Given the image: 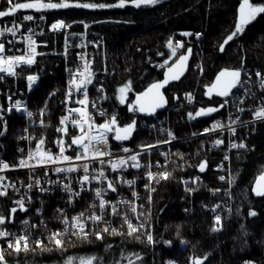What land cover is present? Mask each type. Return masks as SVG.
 Returning a JSON list of instances; mask_svg holds the SVG:
<instances>
[{"label": "trees", "instance_id": "trees-1", "mask_svg": "<svg viewBox=\"0 0 264 264\" xmlns=\"http://www.w3.org/2000/svg\"><path fill=\"white\" fill-rule=\"evenodd\" d=\"M79 2L111 5L118 0ZM242 3L243 0H160L158 4L141 5L139 8L127 4L123 8L23 9L15 15L0 18L2 22L28 10L41 12L47 21L60 18L70 25L62 33L44 34L48 42L44 54L37 57L33 66L21 68L16 80H9L11 85H21L25 75L38 76V82L29 97V107L31 110L43 109L47 114L43 126L50 128L41 126L31 130L32 134H38L37 138L44 131L53 135L57 120L63 115L66 57L55 55L52 51L54 47L64 48L66 42L83 35L99 41L93 72L96 77L102 76L104 79L101 83L104 96L101 108L105 115L102 118L110 120L115 115L120 127L136 122L132 136L122 142L136 147L152 144L154 134H158L162 141L170 140L168 132L175 137L171 139L174 142L160 148L166 152L165 157L158 154V149L154 152L158 164L153 168V173L171 174L168 179H159L158 183L151 181V188L155 191L150 193L145 187L150 182L143 177L141 170L128 169L124 174L126 177H141L136 180L135 186L140 194L138 204L143 207L137 210V214L132 213L133 224L143 222L145 228L141 232L150 231L154 243H148L145 235H141L139 240L127 236V225L122 218L114 216L109 217L111 226L124 235L105 233L102 240H97L91 233L103 228V223H100L85 230L90 233L88 240L76 235L63 238L62 249H58L49 238L38 241L41 247L50 251H42L36 241L28 244V251L16 253L5 248L7 264H65L69 257L74 258V264L79 262L80 257H97L93 264H116L117 261L119 264H128L129 259L134 264H192L193 258L200 259L202 264H264V197L252 191L256 177L264 171V121L241 128L238 139L244 140L245 148L229 153L226 137L219 147L212 145L213 138L207 135L180 140L199 132L209 120L226 115L223 99L229 95L216 97L209 91L210 83L218 71L240 69L241 77L257 71L264 77V13L256 14L254 19L244 25V30L224 45L223 51L220 48L226 37L235 30ZM249 3L264 6V0H249ZM9 6L5 0L0 1V10H7ZM84 24L88 27L85 28ZM197 34L201 35V39L196 38ZM174 38L182 41V53L191 49L189 68L179 81L165 87L166 111L152 117H142L136 111H130L128 104L142 90L161 80L164 69L157 68L155 63L168 56L164 45ZM193 48L196 49V55ZM69 49L67 58L72 55ZM196 56L200 60L197 65L193 64ZM126 84L130 85V90H125V102L121 104L118 90ZM238 86L232 93L238 90ZM192 90L196 91L194 103L185 104L180 94ZM208 108L219 110L195 116L201 109ZM189 113L195 118H189ZM251 114L248 112L245 117L249 118ZM158 118H166L162 126L170 125L168 132L141 129L142 122ZM22 125L23 119L15 114L8 120L6 147L10 154L19 143ZM114 135V131L110 132V140L113 148H116L120 141L115 140ZM225 154H229L231 171L227 180L234 179L231 185L227 180L217 179L215 166ZM202 162H206L203 172L199 170ZM198 177L202 180H198ZM217 186L228 189L230 199H226L225 192L215 194ZM186 188L193 191H186ZM53 199L55 197L45 198L47 209ZM217 200L218 205L228 201L231 205L228 209L222 207L223 217L218 224L212 220V205ZM250 212L256 214L250 215ZM113 220L116 225L112 224ZM214 227L219 230L213 231ZM134 254H138L141 259L137 260Z\"/></svg>", "mask_w": 264, "mask_h": 264}, {"label": "built area", "instance_id": "built-area-1", "mask_svg": "<svg viewBox=\"0 0 264 264\" xmlns=\"http://www.w3.org/2000/svg\"><path fill=\"white\" fill-rule=\"evenodd\" d=\"M31 15L33 20H24V16ZM43 17V19H41ZM56 21H63L61 19H54L52 21H47V17L43 15L41 12L35 13L32 11L25 10L17 16H13L11 18H6L2 22H0V28L2 27H13V22L20 24V28L16 31L15 36L11 33H5L3 36H0V42L4 44L5 51L2 55L7 56H21L27 55L30 51L29 43H32V47L35 49L34 61L40 55L44 54V47L48 45V42L44 38V34L52 33L58 34L66 31L69 27L61 29L60 31H52L51 25ZM68 25V24H67ZM31 29L32 31H29ZM28 37H31V41L28 40ZM197 39H201V35L196 36ZM99 44V41L95 38H88L85 35L79 36L74 41H69L65 43L64 48L59 49V47H54L52 53L55 55H63L66 57V66L64 69L65 75V86L63 92V115L60 116L57 120V124L54 128V133L49 134L44 131L43 135H39L37 138L35 134H32L30 131L34 129H39L41 126V121L44 123V117L47 115L46 113H42L41 110H31L29 107V97L33 92L36 83L32 86L31 90L28 88V80L27 77L29 75L35 74H27L24 77V81L21 85L15 83L11 85L9 83L10 79L16 80L17 74L21 72V68L30 67L35 64V62L31 65L21 64L18 67H15L13 70L15 71V75H8L4 72H0V131H3L4 134L0 135V161L3 163H7L10 167L8 169H4L0 171V176L5 177L3 181H0V185H14V188L7 187V195L0 196V214H2L6 218V223L4 225H0V229L8 231L14 235L9 236L7 238H0V248H8V241L12 240L13 242L19 236L27 235L28 240L38 241V239L45 238L46 235H50L53 232H59L60 225L64 216L69 218L73 216L79 215L81 212H85L86 216L90 215L92 212L100 213L99 209V200L95 197V189L104 188L107 191L103 194V198L111 203H116L117 201L123 200L128 201L130 203H134L137 206V210L140 208L138 204V199L140 198V194L136 189L135 182L138 181L139 176L134 177H126L124 174L128 172L127 170L133 169L134 171H139L143 175L144 178L148 179L147 173L152 172L153 168L157 167L158 159L155 158L152 162H148L147 160L138 159L141 167L134 168L130 165L132 161H127V165L123 168L118 169L117 171H113L110 166V161H116L119 158H127L131 154L141 153L142 149H136L137 147H133L127 143H123L120 141L116 148H113V143L110 140V132L107 133V148L106 150L110 153H113L109 156H104L100 159L104 161L103 164L99 162V160H75L77 151H82V149H78L75 145H72L71 148H68L65 151V155L73 157L71 161H61L56 164L48 163L47 165L37 166L39 163V158L42 153L50 152L53 155H57L60 152V147L57 145L58 139H63L65 141V145H71L72 138L74 136L81 135V128L79 125L73 126L72 120L79 119L77 113L72 112L70 115V119L65 122L64 125L60 123L61 118L64 116H69L70 109L82 108L84 111L90 113L92 122L95 125H99L104 123V119L99 114L100 111H103L101 108L102 103L104 102V96L102 91H98L97 89H102V84L104 79L102 76L96 77L93 72V62L96 58V48ZM178 44H182L178 38H174L172 46L175 48V53H182L183 47H179ZM70 48V49H69ZM67 49L72 51L71 57L67 58ZM173 50V48L171 49ZM175 54V55H176ZM89 63V70L92 73L91 80L92 83L87 85V106H82L75 101L77 99H84L83 91L76 92L75 87H71L72 95L69 99L67 97V93L70 90L69 81L72 78V74L78 71H82L84 64ZM157 68L166 69L169 65V62L165 63V61H159L155 63ZM257 73V72H256ZM256 73L253 75L249 73L241 78V82L239 83L238 90L234 93L230 94L224 105L226 107V115L223 117L216 118L208 123L205 129H210L208 132H202V134L191 135L180 140L196 137V136H212L216 135L213 138L212 145H215L216 140H221L222 143L220 145H215L219 147L223 145L225 137L228 140L227 151L244 149L240 147H231L232 144L239 145L240 143L244 144L243 139H238L241 134H238L243 127H248V125L254 124L256 122L264 121V119H255L254 112L259 108H264V88L261 87V77H258ZM249 76V77H248ZM38 77V76H37ZM245 77V78H244ZM77 79L79 77L77 76ZM183 102L185 104L194 103V97L192 92H184L183 94ZM189 96L191 99H189ZM11 97V99H9ZM16 101L21 102V111H17L13 105ZM249 103L246 106V103ZM95 104L96 107L93 108L92 104ZM27 109L24 111L23 109ZM11 109V111H9ZM239 109H243L240 111ZM30 111L33 113L31 117L27 115V112ZM248 112H252L251 117H245ZM17 115L23 119V125L19 130V140L18 144L13 148V153L7 152L6 142L8 135V120L13 115ZM245 117V118H244ZM166 120V118H165ZM164 119L159 120L156 119L154 121L142 122L141 129H147L150 132L156 133H164L165 130L169 131L168 125L162 126L165 122ZM233 121H236L233 123ZM219 122L223 127H217L215 130H212V126ZM160 126V127H159ZM44 129L50 128V126H43ZM57 128H67V135L64 132H58ZM84 131H88V124H83ZM6 129V130H5ZM230 129H235L233 133ZM92 135L97 134V130L93 129ZM52 135V136H51ZM155 137H160L158 134H154ZM36 137V138H35ZM231 137L233 139H231ZM43 139L45 143L41 145L39 151L36 149L37 143ZM169 141V140H166ZM174 141L168 142L167 144L160 140H156V149H158V154L161 157L166 156V152L162 149V146L169 145ZM154 144V142L152 143ZM151 145V144H150ZM245 145V144H244ZM104 148V146H99ZM123 148L130 149L129 153H125L122 151ZM112 149H116L112 151ZM121 149V150H120ZM150 151L149 149H147ZM33 153V159L29 160V152ZM145 153V152H144ZM143 154V153H142ZM114 157V158H112ZM227 157V159L225 158ZM112 158V159H111ZM21 159L28 160L29 165L31 167H19V162ZM230 159L229 154H225L223 159L216 164V170L218 172L217 179L219 177L224 176L225 180H227L228 175L226 173L230 172ZM89 164V175H98L99 170L103 169L106 180H91L90 183H86L83 187L85 190L81 191L80 179L85 175L83 171V164ZM75 165L77 167V171L74 172H55L56 167L60 168H68ZM2 168V165H0ZM147 168H152L149 171H146ZM141 170V171H140ZM112 172V173H111ZM47 173V175H45ZM112 174V176H111ZM198 180H202L201 177L197 178ZM196 179V180H197ZM40 180L41 183L39 185H35L34 181ZM112 181L115 185L117 191L113 192L108 189V181ZM224 180V181H225ZM126 181H134L133 184L129 185ZM33 184L32 188H29L28 185ZM64 184H68L69 187L73 190V192H79V196H73L70 192L64 191ZM124 188L126 190H124ZM41 189H47V191H41ZM225 195L228 192V189H221L219 193L215 194H223ZM133 192L136 193V196H133ZM83 196L89 197L90 200L87 201L83 198ZM48 197L53 199V202L50 201L49 209L46 208L45 198ZM24 200V206L27 208V211H21L19 209V205L15 204L14 201ZM30 200V202H29ZM133 200V202H131ZM87 202V206H84ZM90 205H95V207H91ZM13 207L17 208V212L13 214L11 209ZM84 208V209H83ZM117 208L119 211V215L111 214V207H107L105 209V221L111 222L109 217L118 216L119 218H124L126 214L129 213V204H117ZM37 209H40V212H37ZM125 209V210H124ZM58 210H62L63 215ZM129 214L132 217V212ZM134 214V213H133ZM137 214V213H135ZM134 214V215H135ZM117 217V218H118ZM216 217V216H215ZM59 219V222L56 221ZM11 222H7V221ZM27 220L28 224L25 225L23 221ZM43 222V223H41ZM85 226L87 224H92L91 221L85 219L83 221ZM32 225H36L33 227ZM48 237V238H49ZM31 242V241H30Z\"/></svg>", "mask_w": 264, "mask_h": 264}, {"label": "snow or ice", "instance_id": "snow-or-ice-1", "mask_svg": "<svg viewBox=\"0 0 264 264\" xmlns=\"http://www.w3.org/2000/svg\"><path fill=\"white\" fill-rule=\"evenodd\" d=\"M9 3V8L7 10H0V18L9 16V15H15V13L18 10H23V9H34L36 11H40V10H46V9H66L69 7H76V8H86V9H97V8H107V7H118V8H123L125 7L127 4H131L134 7L139 8L141 5H155L160 3V0H118L117 3L115 4H96V3H82L79 2V0H59V2H53V0H48V2H43V0H33V2H19V0H8ZM258 13H264V6H254L252 4L249 3V0H243V3L241 4L240 7V16L236 22L235 25V30L231 32V34H229L226 39L224 40V43L220 46L221 51L224 50V45L228 44L229 41H232L234 39L235 36H237L239 33H241L244 30V25H246L247 23L250 22L251 19L255 18V15ZM34 18L31 15H26L24 16V20H33ZM41 19H43V17H41ZM83 23V22H81ZM20 24H17L15 22H13V27H2L0 28V36H3L5 33H11L13 36H15L16 31L20 28ZM66 27H70V25H67L64 21H56L55 23H53L51 25V30L52 31H60L61 29H64ZM84 27L87 28L88 25L84 24ZM29 31H32L31 29H29ZM184 35H189L188 33H184ZM199 35V34H197ZM28 40L31 41V37H28ZM34 43V42H32ZM32 43H29V53L27 55H21V56H7L5 57L4 55H2L5 51V47L4 44L2 42H0V72H4L8 75H15V71L13 70L15 67L20 66L21 64H27V65H31L33 64L34 61V55H35V49L32 47ZM172 46V41L169 40V47ZM179 47H183L182 44H178ZM188 52H191V49L188 50ZM175 48H173L172 50V55H175ZM188 59V56L186 55H182L179 58V63L182 65L183 62H185ZM165 63H167V61H165ZM256 75L258 77H261V87L264 88V77L261 76V73L257 72ZM77 76L79 77V79H77ZM91 76L92 73L89 70V63L86 62L84 64L83 70L82 71H78L76 73L72 74V78L69 81V85H70V90L67 93V97L70 99L71 95H72V91H71V87L74 86L76 92H81L83 91L84 94V99H77L75 101V103L82 105V106H87V85L92 83L91 80ZM224 76H230L232 79L229 81L225 82L224 87L222 88V90L219 92V95L221 96H228L230 94V91L232 88H235L241 81V70L237 69V70H233V71H222L219 76L217 77V80H220V77H224ZM179 76H173V79H178ZM0 79H2V77H0ZM38 77L34 76V75H29L27 77L28 80V88L29 90H31L32 86L36 83ZM167 74H166V79L164 81V83H167ZM161 87H163L162 83H155L151 86V88L149 89V91H152V89H160ZM126 89L130 90V85L126 84L125 86L119 88V92L121 94H123L125 92ZM98 91H102V89H97ZM51 95H54L51 94ZM144 95H147V93H145ZM9 99H11V97H9ZM119 101L121 104H123L125 102V97L123 95L118 97ZM139 99V97H138ZM189 99H191V97L189 96ZM224 105H221L220 107H223ZM13 107L17 110V111H21V102L20 101H16L15 104L13 105ZM92 107L95 108L96 105L93 103ZM158 107H163V96L158 94V98L151 104L150 109H146L143 105L139 106V111L140 112H145L146 110L151 112H154L156 108ZM24 111H27V109H23ZM129 110L130 111H137V108L132 107L131 105H129ZM218 108H208V109H201L200 111H198L195 116H201V115H208L211 114L212 112L218 111ZM240 111H243V109H239ZM9 111H11V109H9ZM43 109L41 110V112L43 113ZM72 112H75L78 114L79 119H73L71 122L73 124V126H77L79 125L81 128V135L79 136H74L72 138L71 141V145H65V141L63 139H58L57 140V145L60 147V152L57 155H53L50 152H44L41 154L40 158H39V163L37 166H43V165H47L49 162L52 164H56L59 163L61 161H71L73 159V157L67 156L65 155V151L68 148H71L72 145H75L78 149H82V151H77L76 156L74 157L75 160H87V159H92V160H99V162L101 164L104 163V161L100 158L104 157V156H109L111 155L110 152H108L106 150L107 148V133L109 132H115L114 135V139L117 141H124V140H128L131 136L133 131L135 130V125L136 122L132 121V123L124 126V127H120L118 126L117 123V119L115 117V115H113L111 117L110 120H105L104 123L99 124V125H95L94 122H92V118L90 113L84 111L82 108H76V109H70L69 110V116H64L61 118L60 123L62 125L65 124L66 121H68L70 119V115ZM101 116L105 115V112L100 111L99 113ZM27 115L29 117H31L33 115L32 112L28 111ZM189 118H195L191 113H189ZM254 118L255 119H264V108H259L257 110H255L254 112ZM0 119H2V117H0ZM236 121H233V123H235ZM87 123L88 124V131L85 132L84 128H83V124ZM41 124L43 125V121H41ZM217 127H223L222 125L219 124V122H217V124L213 125L212 130H215ZM93 129L97 130V134L96 135H92V131ZM6 130V129H5ZM233 133L235 132V129H230ZM58 132H64L65 135H67V128H57ZM205 132L210 131V129H205ZM4 132L0 131V135H3ZM168 136L171 139H174L175 137L173 136V134L171 132H168ZM169 141H164L165 143L170 142ZM45 143V141L43 139H41L37 145H36V149L37 151L40 150L41 145H43ZM222 143L221 140H216L215 141V145H220ZM99 146H104L103 150L101 147ZM156 147V145H142L141 149L142 151H146L149 148H154ZM231 147H240L243 148L245 147V145L243 143H240L239 145L236 144H232ZM123 152L125 153H129L130 149L128 148H123L122 149ZM140 156V153H135V154H131L129 155L127 158H119L116 161H110V166L112 168L113 171H117L120 168H123L127 165V161H132V164L130 165L131 167L134 168H139L141 167L139 161H138V157ZM29 160L33 159V153L30 151L29 152ZM227 159V157H225ZM0 165H2V168H0V171L4 170V169H8L10 166L7 163H3L2 161H0ZM32 165H29L28 160H24L21 159L19 162V167H31ZM83 171L85 173V175L80 179V184H81V191L85 190L84 189V185L86 183H90L91 180H97L98 182L101 180H106L107 177L104 174L103 169L99 170L98 175H89V167L90 165L85 163L83 164ZM206 167V162H202L199 165V170L201 172H203L205 170ZM77 167L75 165H73L72 167H68V168H60V167H56L55 168V172L60 173V172H74L77 171ZM45 175H47V173H45ZM170 173L168 172H162L159 174H154L152 172H148L147 176L149 179V184L146 185L145 187L149 190V192L151 193L152 191H155L154 188H151V181L155 180L157 183L159 182V179H168L170 177ZM5 179V177L0 176V181H3ZM220 180L224 181L225 177L221 176L219 177ZM261 181H264V176H262L260 178V181L257 182V187H254L252 189V191L255 193V195L257 196H262L264 197V186H261ZM234 182V179L229 178L227 180V183H229V185H231ZM41 183L40 180H35L34 184L35 185H39ZM126 183H128L129 185L133 184L134 181H126ZM185 183H187L185 181ZM7 187H12L14 188V185H0V196H6L7 195ZM29 188L33 187V184H29L28 185ZM108 189H110L111 191L115 192L117 191L115 185L113 184L112 181H108ZM63 190L70 192L73 196H79L80 193L79 192H73V190L71 189V187H69L68 184H64L63 186ZM41 191H47V189H41ZM95 191V197L99 200V209H100V213L97 214L96 212H92L90 215L85 214V212H81L79 215L77 216H73L71 218L64 216L63 220L61 221V223H63L65 225L63 231H59V232H53L49 239L52 240L56 247L58 249H62L63 245H64V236L68 233H71L72 235H76L79 238L83 239V240H88L90 233L85 231V224L83 223V221L85 219L89 220L92 222L93 225H98L100 223H104V227L100 230L94 231L93 233H91V235H95L97 240H102L104 238V234H110V235H124V233H122L120 230H118L117 228L111 227V222H106L105 221V209L107 207H111V214L112 215H119V211L117 208V204H129V210L132 213H137V206L134 203H130L128 201H117L116 203H111L107 200H105L103 198V194L107 191L104 188H97L94 190ZM186 191H193V189H187ZM219 191V190H216ZM133 196H136V193L133 192ZM30 202V200H29ZM149 202H151V195H149ZM15 204L19 205V209L21 211H27V208L24 206V200H17L14 201ZM91 207H95V205H90ZM140 207L142 208L143 205H140ZM219 207V206H217ZM215 209H213L214 211ZM61 212V215H63L62 210H58ZM11 212L13 214H15L17 212V208L13 207L11 209ZM37 212H40V209H37ZM250 215H255V212H250ZM140 215H143V213H140ZM124 223L127 225L128 228V232H127V236L129 237H134L136 240L140 239L141 235H145L147 242L148 243H154L153 240V236L151 234L150 231H145V232H141V229L145 228V224L143 222L139 223L138 225H134L132 223L131 220L128 219V217L125 215L124 216ZM215 221L218 224L220 222V217L217 216L215 217ZM7 222H11L10 220ZM6 223V218L0 214V225H4ZM23 223L25 225L28 224V221L25 220L23 221ZM43 223V222H41ZM33 227H36V225H32ZM219 229L217 228H213V231H217ZM14 234L5 231L3 229H0V238H7L9 236H12ZM165 243L170 244L171 242L169 241H165ZM181 243H186L185 241H181ZM36 245L37 247H41V243L40 241H36ZM8 249H12L14 252L19 253L20 251H28L29 250V246H28V236L27 235H23V236H19L15 239V241L13 242L12 240L8 241V245H7ZM108 247L110 248L111 245H108ZM34 250V249H33ZM42 251H50L51 249H47L44 247H41ZM136 259L139 260L141 259V257L138 254H134ZM127 259V257H125ZM73 259L72 257H69L68 260L65 262V264H73ZM97 257H80L79 258V264H93L94 260H97ZM206 259V257H205ZM0 264H7V261L5 260V249L0 248ZM116 264H119V261L116 262ZM128 264H134V261L129 259L128 260ZM169 264H172V262H169ZM192 264H202V261L200 259L197 258H193Z\"/></svg>", "mask_w": 264, "mask_h": 264}, {"label": "water", "instance_id": "water-1", "mask_svg": "<svg viewBox=\"0 0 264 264\" xmlns=\"http://www.w3.org/2000/svg\"><path fill=\"white\" fill-rule=\"evenodd\" d=\"M241 7V6H240ZM238 16H240V8L238 11ZM189 49H187L185 52H183L182 54H180L179 56H177L175 58V60L169 64V66L163 70L162 72V78L159 82L157 83H162L163 87H161L160 89H152V91H149V89L151 88V86L145 88L144 90H142L139 95L134 99L133 101V105L135 108H137V113L142 116V117H152L154 116L156 113L161 112L163 110H165L167 108V100H166V96L164 94V89L166 86H168L171 83L177 82L179 81L187 72L188 68H189V62L191 59V52H188ZM182 55H186L188 56V59L183 62V64L181 65L179 63V58ZM233 70H237V69H224V70H220L218 71L209 86V91L213 96L216 97H224L219 95V92L222 90V88L225 85L226 81L231 80L232 78L230 76H224V77H220V80H217V77L219 76V74L222 71H233ZM166 74H167V83H164L165 79H166ZM179 76L178 79H173V76ZM234 88L231 89V91ZM230 91V92H231ZM145 93H147V95H144ZM158 94L163 96V107H158L155 109L154 112H149V111H145V112H140L139 106L143 105L146 109H150L151 104L158 98ZM139 97V99H138ZM115 133V132H114ZM264 176V171L256 177L255 182H254V187H257V182L260 181V178ZM261 186H264V181H261Z\"/></svg>", "mask_w": 264, "mask_h": 264}, {"label": "rangeland", "instance_id": "rangeland-1", "mask_svg": "<svg viewBox=\"0 0 264 264\" xmlns=\"http://www.w3.org/2000/svg\"><path fill=\"white\" fill-rule=\"evenodd\" d=\"M1 1V0H0ZM6 2H8V0H5ZM53 1H55V0H53ZM14 2H15V0H14ZM30 2H33V0H30ZM43 2H48V0H43ZM253 5V4H252ZM255 6V5H254ZM60 19V18H59ZM62 20V19H61ZM67 24V23H66ZM169 40H171L172 41V44H173V41H174V39H169ZM169 40L165 43V45H164V49L168 52V56L165 58V59H163L162 61H168L169 62V64L170 63H172L174 60H175V58L177 57V56H179L180 54H182V53H179V54H176V55H172V48H174L173 46H171V47H169ZM189 45V44H188ZM200 45V44H199ZM195 48H197V47H195ZM195 48H193L194 49V53H195V55H196V49ZM193 53V52H192ZM37 59V58H36ZM193 61H194V63L193 64H195V65H197L198 64V62H200V60H198V57L196 56V58H194L193 59ZM169 66V65H168ZM257 72V71H256ZM255 72V73H256ZM254 73V74H255ZM249 73H247V74H245L244 76L245 77H247L246 75H248ZM251 74H253V73H251ZM253 74V75H254ZM243 77V76H242ZM241 77V78H242ZM244 77V78H245ZM249 77V76H248ZM241 78H240V80H241ZM233 91V90H232ZM232 91L230 92V94H232ZM184 92H192V94H193V97H194V100H195V97H196V91H183V92H181V94H180V98H181V100H183V93ZM229 94V95H230ZM121 95H123L124 97H125V94L123 93V94H120L119 96H121ZM225 100H226V98L225 99H223V102H225ZM248 102L246 103V106H248ZM129 105H131L132 107H134V105H133V102L132 103H129L128 104V107H129ZM135 108V107H134ZM167 109V108H166ZM166 111V110H165ZM166 115H167V113H166ZM246 115H248V114H246ZM252 115H250V117H251ZM217 118H219V117H217ZM102 119H104V118H102ZM214 119H216V118H213V119H211V120H209L204 126H203V128L199 131V132H197V133H193V134H191V135H196V134H202V132H204L203 130L205 129V127L208 125V123L209 122H211L212 120H214ZM105 120L106 119H104V121L103 122H105ZM260 122H262V121H260ZM168 126H170V125H168ZM213 127V126H212ZM238 134H241L239 131H238ZM191 135H189V136H191ZM214 136H216V135H212L211 137L212 138H214ZM196 137H199V136H196ZM191 138H195V137H191ZM152 140H153V142H154V144H151V145H156L155 144V142H156V140H159V138H157V137H155L154 135L152 136ZM212 141H213V139H212ZM212 143V142H211ZM167 144V143H166ZM137 148L136 149H139V148H141V146H136ZM157 147H154V148H149V150L150 151H148V150H146V151H142L141 153H140V156L138 157V159H141L142 161L143 160H147L148 162L150 161V162H152V160H154L155 158H156V154H154V152H155V149H156ZM116 149H112V151H115ZM121 150V149H120ZM145 152V153H144ZM143 153V154H142ZM111 154H113V153H111ZM112 158H114V157H112ZM111 158V159H112ZM130 161V160H129ZM215 168H216V166H215ZM152 168H147L146 169V171H149V170H151ZM231 172V171H230ZM230 172L229 173H226V174H229V176H230ZM221 189H223V188H221L220 186L218 187H216L215 189H214V193H219V191L221 190ZM216 190H219V191H216ZM222 193H224L223 191H222ZM227 193V192H226ZM217 195H219V194H217ZM224 196H226V199L227 198H229L228 197V193L226 194V195H224ZM83 198L85 199V200H87V201H89L90 200V198L89 197H86V196H83ZM230 199V198H229ZM228 200V199H227ZM131 202H133V200H131ZM226 202V201H225ZM229 202V201H228ZM228 202H226V203H219V205H218V200L212 205V212H213V215L214 216H212V220H213V222L214 223H216V221H215V216L217 217V216H219L220 217V220H221V218L223 217V214H222V207H224V208H226V209H228V208H230L231 207V205L228 203ZM84 206H87V202L85 203V205ZM217 206H219V207H217ZM84 209V208H83ZM213 209H215L214 211H213ZM125 210V209H124ZM129 214H131L130 213V210H129V213L128 214H126V216L128 217V219L129 220H131L132 221V223H133V217H130L129 216ZM123 221H124V219H122ZM56 221L57 222H59V219H56ZM112 224H114V225H116V222H115V220H113L112 221ZM102 225V227H104L105 225H104V223L103 224H101ZM137 225V224H136ZM60 227L61 228H59V231H63V229H64V226L61 224L60 225ZM90 227H95L93 224H87L86 226H85V230L86 229H88V228H90ZM111 227H113V226H111ZM72 236V234L71 233H68V234H66L65 236H64V238H69V237H71ZM48 237H49V235H46L45 236V238H46V240H48ZM30 241L31 242H33L34 240H28V244L30 243ZM5 249V248H4ZM6 249H8V248H6ZM173 261V260H172ZM74 264V263H73ZM75 264H79V262H77V263H75Z\"/></svg>", "mask_w": 264, "mask_h": 264}]
</instances>
